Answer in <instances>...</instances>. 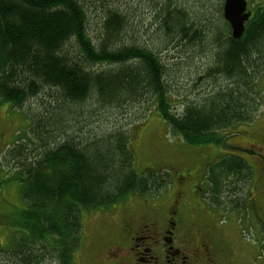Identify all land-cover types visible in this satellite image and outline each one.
Wrapping results in <instances>:
<instances>
[{
    "label": "trees",
    "instance_id": "trees-1",
    "mask_svg": "<svg viewBox=\"0 0 264 264\" xmlns=\"http://www.w3.org/2000/svg\"><path fill=\"white\" fill-rule=\"evenodd\" d=\"M88 1L0 0V103L28 119L1 153V165L14 168H8L6 180L19 183L26 231L9 251L0 246L10 261L4 264H75L80 210H107L133 194L168 186L167 171L136 166L134 128L147 113L135 112L130 128L100 120L96 129L94 118L106 113L112 119V112L127 113L151 99L167 128L184 142L221 146L233 134L229 127L254 120L264 106V9L233 39L222 4L213 10L217 18L210 13L204 24L176 0H151L154 31L164 42L196 48L211 43L204 76L212 84L196 99L174 104L166 63L134 42L127 0L98 1L97 34L89 30ZM28 101L36 108L27 109ZM210 172L218 194L234 186L231 178L243 183L249 167L224 154ZM226 202L223 206L234 210V200Z\"/></svg>",
    "mask_w": 264,
    "mask_h": 264
},
{
    "label": "rangeland",
    "instance_id": "rangeland-1",
    "mask_svg": "<svg viewBox=\"0 0 264 264\" xmlns=\"http://www.w3.org/2000/svg\"><path fill=\"white\" fill-rule=\"evenodd\" d=\"M98 1H88L85 6L88 22H91L89 30L94 34L100 31V12L95 11V7L99 8L101 5ZM127 2V6L132 11L133 34L135 35L134 42L153 50L159 56L160 61L166 63L165 69H168L173 87V95L170 96L171 103L177 104L183 97L196 99L195 97L198 95L206 93L205 91L212 84L211 80L209 78L206 79L204 76V71L211 62L210 52H207L211 43L205 40L202 45L196 48L195 46H186V43H178V41L170 43L164 42L162 33L155 34L154 31L156 26L152 23L153 18L150 13L151 0H127ZM176 2L184 4V7H188L189 17L196 14L195 18L204 24L208 22V19L212 18L209 16L210 13L213 14L214 18H217L214 11H217V7L223 4V0H176ZM212 21L213 19L210 23ZM186 57L190 58L186 59ZM260 85L264 89V73L260 78ZM143 103L145 104H134L128 109L127 113H122L121 111L112 112V119L108 118V115L105 113L92 120L93 127L96 129L99 124H103L104 122L100 120H106L105 122L108 124L111 121L112 123L117 122L119 125L130 128L135 119H132L135 112L136 116L147 113L146 119L134 128L135 132L132 140L138 170L163 172L164 169V172H166V169L170 165L183 166L185 165V161L191 160L189 156H192L196 149H207L214 156L215 163L218 161L220 155L229 154L238 156L240 159L243 158L244 160H241L246 165H257V169L261 168L264 170V166L262 165L264 163V160L262 161V157L264 158V149L250 150L251 147L249 146V143L254 142L252 140L253 137L260 138L264 133V106L260 108L254 120L248 123H237L229 127L226 131H230L233 134L225 138L224 144L215 146L213 144L191 145L184 142L177 134H174V132L167 128L160 116L154 111V106L152 105L153 100L150 99ZM26 107L29 110L36 108L32 101H28ZM19 111H13L12 107H9L5 103H0V246L7 251H9V247L18 239L22 240L21 235L26 233L21 226V211L24 208V202L20 196L19 183L12 179L6 180L10 176V173H8L9 163L7 165L5 164V166L1 165L2 150L10 145L16 139L18 132L23 130L28 124V119ZM246 148L249 149L248 151H253V153L243 151ZM181 168L190 167L184 166ZM9 169L12 170L14 168L12 166ZM207 172H210L209 168ZM226 178H230L229 175ZM231 179V182H233L234 179ZM167 180L168 178L165 180L166 184ZM241 185L244 191L242 190L241 194H238L239 196L244 195L246 187H248V182L244 181ZM142 197L151 198L157 207L163 209L168 204L170 192L168 186H164L156 189L154 193L151 192V194H133L117 202L113 207L108 208L110 211L107 217L111 219H107L104 225H101L103 223L101 217L105 218V212L103 211L106 209L98 212L80 210V213L77 215L81 224L82 240L79 249L74 253L73 259L75 264H98L99 248L97 244L99 241L94 238L96 236L103 241L100 238L103 231L99 229L98 224L103 226L102 228L108 227L109 225V229L113 230L118 224L119 208L125 204L131 207L139 206V203L145 199ZM227 205H224L222 211L224 210L226 217L230 218V215L237 213V211H232L231 208L227 209ZM160 218H158L159 221H161ZM233 218L238 225L239 231L230 229H227V231L233 237H236V233L234 232L236 231L238 234L240 233L244 240L254 243L257 257L253 264H264V240L258 236L255 237L253 234L257 226L248 224L245 221L246 217L234 216ZM230 228L235 229L233 227ZM244 249L248 250V245ZM5 252L4 249L0 248V264H4V260L9 261Z\"/></svg>",
    "mask_w": 264,
    "mask_h": 264
},
{
    "label": "flooded vegetation",
    "instance_id": "flooded-vegetation-1",
    "mask_svg": "<svg viewBox=\"0 0 264 264\" xmlns=\"http://www.w3.org/2000/svg\"><path fill=\"white\" fill-rule=\"evenodd\" d=\"M260 9H264V0H246L248 20ZM252 140L250 150L264 149V133ZM248 150L243 149L253 153ZM189 157L191 160L185 161V165H170L166 169L170 192L166 208L142 197L145 199L139 206L125 204L119 208L118 224L113 230L109 225L102 228L98 224L103 231V241L94 238L99 241L98 264H253L257 257L255 245L237 233L233 217L247 214L245 221L257 226L254 236L264 238V170L247 164L249 173L244 181L248 187L243 196L238 195L243 190L239 179L232 182L234 186L216 194L211 172H207L213 166L214 156L207 149H196ZM184 166L190 168H181ZM228 200H234L233 209L237 211L230 218L222 211ZM109 211L104 213L106 219L101 217V225L111 219L107 217ZM227 229L237 230L236 237ZM247 245L249 249L245 250Z\"/></svg>",
    "mask_w": 264,
    "mask_h": 264
},
{
    "label": "water",
    "instance_id": "water-1",
    "mask_svg": "<svg viewBox=\"0 0 264 264\" xmlns=\"http://www.w3.org/2000/svg\"><path fill=\"white\" fill-rule=\"evenodd\" d=\"M246 0H224L222 14L229 24L231 37L238 39L244 32V23L248 20L250 12H246Z\"/></svg>",
    "mask_w": 264,
    "mask_h": 264
}]
</instances>
